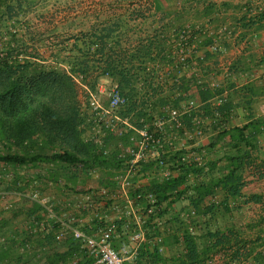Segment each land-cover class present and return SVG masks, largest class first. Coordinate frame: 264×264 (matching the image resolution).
<instances>
[{
	"label": "trees",
	"instance_id": "obj_1",
	"mask_svg": "<svg viewBox=\"0 0 264 264\" xmlns=\"http://www.w3.org/2000/svg\"><path fill=\"white\" fill-rule=\"evenodd\" d=\"M51 1L0 0V162L43 165L42 182L60 187L63 180L71 196L58 203L47 196L54 218L31 195L25 198V230L0 228V264H93L70 232L57 237L59 220L70 214L87 234L79 214L92 216L96 230L106 227L95 204L118 206L121 218L114 223L120 239L113 247L129 243L136 220L127 214L126 200L111 198L120 194L115 178L126 161L121 149L135 134L132 128L155 131L158 120L167 122L163 135L156 132L159 155L140 164L127 191L146 237L127 264H207L215 255L223 264H264V216L243 226L237 217L244 205L264 201V195L243 194L246 174L264 169V160L258 162L264 119L227 128L233 105L224 86L212 82L228 47L229 11L242 13L243 27L256 26L255 31L264 28V12L255 14L257 7L235 0H174L168 9L157 0H66L73 14L38 23ZM101 85L117 86L126 99L114 111L130 126L119 124L122 135L99 123L90 107L88 92L98 94ZM101 100L108 108L109 97ZM191 101L198 105L194 110H188ZM173 110L181 112L179 127L168 121ZM197 119L204 135L215 133L203 146L188 136ZM99 127L102 144L96 142ZM165 169L168 178L161 175ZM91 171L99 172V193L74 211L75 196L89 193L78 179ZM165 246L174 251L170 257L160 252Z\"/></svg>",
	"mask_w": 264,
	"mask_h": 264
},
{
	"label": "crops",
	"instance_id": "obj_2",
	"mask_svg": "<svg viewBox=\"0 0 264 264\" xmlns=\"http://www.w3.org/2000/svg\"><path fill=\"white\" fill-rule=\"evenodd\" d=\"M233 3L248 4L257 7L258 10L254 11L255 14L258 11L261 13L264 12V0H235ZM242 15L239 11H229L228 47L225 54L220 57L219 65L212 73V75L216 76V79H213L214 81L211 80L214 83L217 82L224 86L226 94L229 96V102H232L233 109L227 117V128L242 127L250 120L264 119V28L255 31L256 26L252 27L251 30L243 27L242 22H240ZM213 134L215 133L209 131L202 138L197 139L196 144L198 146L206 145ZM181 146H184L186 150L190 149V146H185V141L182 142ZM259 151L260 159L258 162H261L262 159L264 160L263 136L260 137ZM41 169H44L43 165H39L35 169L32 166L7 165L0 162V228L3 227L5 231L9 232L13 229L25 230L27 226L25 216L26 207L24 206L26 204L25 198L29 197L35 191L50 198H56L58 200L57 203L62 199L63 195L71 196L63 188V184H65L63 180H61L60 187L51 183L45 185L39 177ZM261 174H264V169L257 174H246L248 183L243 189L245 196L252 194L264 195V177H261ZM98 179H95L92 175L79 177V185L89 193L75 196L77 204L74 206V211L89 203V195L96 192V180L98 181ZM148 180L146 178L140 182L145 185ZM111 198L115 199L114 203H119L120 200H126L123 194L117 193L112 194ZM92 203L95 202H90L91 205ZM185 204L176 205L175 211L179 212ZM102 205L95 204L92 206L94 209L99 208L100 217L106 218L108 222L121 218L120 211L117 209L118 206L116 209H105ZM263 216L264 201L258 204L249 203L244 205L239 212L237 217L240 223L238 225L243 226L255 222ZM79 218L80 226L86 227L89 234L95 235L97 233L98 230L94 229L92 224V216H82L79 214ZM119 237L120 235L118 234L114 237L116 244H119ZM162 249L161 253L166 257L174 254V251L166 246L162 247ZM132 261L133 259L128 261V263ZM221 261L224 263L222 258ZM226 264H229V262ZM246 264L252 263L249 261Z\"/></svg>",
	"mask_w": 264,
	"mask_h": 264
},
{
	"label": "built area",
	"instance_id": "obj_3",
	"mask_svg": "<svg viewBox=\"0 0 264 264\" xmlns=\"http://www.w3.org/2000/svg\"><path fill=\"white\" fill-rule=\"evenodd\" d=\"M216 50V48H214ZM89 94V104L92 111L96 114L99 123H104L106 128L111 131L117 132L122 135V130L119 129V124H124L128 127L127 121H122L119 117L114 114V111L122 107L126 103V99L121 96L118 87L113 86L109 90L101 85L99 87L98 94ZM107 95L110 99L109 107H105L102 103L101 97ZM198 107L195 101H191L188 110H194ZM181 112L179 110H173L170 112L169 122H173L177 127L180 126L179 118ZM167 122L163 120H158L155 123V131H151L148 127L142 129H134L135 134L130 137L129 145L121 149V156L125 158L126 161L123 164V168L119 171L115 180L119 183L120 194L126 197L127 202V214L134 217L136 224L138 226L137 230L131 234L129 243H124L119 250L113 247V240L117 230V226L113 220L109 221L108 225L104 228H99L95 235L87 234L81 230L76 223L75 216L70 214L69 218H61L59 222L62 225V231L58 235V239H62L66 232H70L75 239L80 240L83 243L84 248L88 251L90 257L93 258V264H127L128 261L135 258L136 253L141 246L146 241L145 231L143 229V220L137 213V208L134 202L127 196L128 188L131 186L133 179L138 175L140 170V164L146 162L150 159H155L159 155V150L162 148V140L160 137L156 136V132L163 135V127ZM203 122L200 119L195 120L197 129L188 134L189 138H202L204 136V131L198 128ZM105 135L101 133L100 127L96 131V142L102 144L103 137ZM165 164L161 163L163 168ZM90 175L95 179H98L99 173L97 171H91ZM162 177L168 178L170 172L165 169L161 173ZM106 194V190L102 191ZM38 191L31 194L33 200L38 202L41 206L45 207L48 211L50 217L54 218L53 205L49 202L47 196L41 195ZM151 204H154L152 196H150ZM116 209V208H114ZM153 208L148 209V213L151 214ZM101 219V217H99ZM159 242L160 239L158 240ZM160 248V252H162ZM207 264H223L220 256H213Z\"/></svg>",
	"mask_w": 264,
	"mask_h": 264
},
{
	"label": "rangeland",
	"instance_id": "obj_4",
	"mask_svg": "<svg viewBox=\"0 0 264 264\" xmlns=\"http://www.w3.org/2000/svg\"><path fill=\"white\" fill-rule=\"evenodd\" d=\"M56 0H52L49 7H48V11H45V18L43 20L38 21V23H51L52 20H59L60 18H63L65 16H68L69 14H73V10L71 11L69 8H66V6L64 5V2L66 0H61L62 4L59 5V3H55ZM157 3L159 4V6L163 9H168V8H172L175 5V1L174 0H157ZM83 7H87L89 6V1H84L82 3ZM82 98L84 100V93H82Z\"/></svg>",
	"mask_w": 264,
	"mask_h": 264
}]
</instances>
